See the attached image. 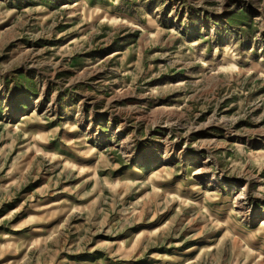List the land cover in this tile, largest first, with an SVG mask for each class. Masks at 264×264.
<instances>
[{
    "label": "rangeland",
    "instance_id": "374dc122",
    "mask_svg": "<svg viewBox=\"0 0 264 264\" xmlns=\"http://www.w3.org/2000/svg\"><path fill=\"white\" fill-rule=\"evenodd\" d=\"M0 264H264V0H0Z\"/></svg>",
    "mask_w": 264,
    "mask_h": 264
},
{
    "label": "bare ground",
    "instance_id": "6f19581e",
    "mask_svg": "<svg viewBox=\"0 0 264 264\" xmlns=\"http://www.w3.org/2000/svg\"><path fill=\"white\" fill-rule=\"evenodd\" d=\"M261 227H263V223L261 224Z\"/></svg>",
    "mask_w": 264,
    "mask_h": 264
}]
</instances>
